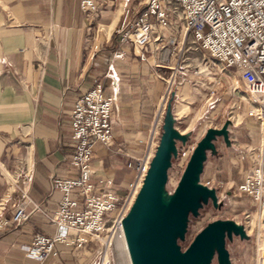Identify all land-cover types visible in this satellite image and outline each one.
Segmentation results:
<instances>
[{"label": "crops", "instance_id": "1", "mask_svg": "<svg viewBox=\"0 0 264 264\" xmlns=\"http://www.w3.org/2000/svg\"><path fill=\"white\" fill-rule=\"evenodd\" d=\"M98 10L88 20L80 0H0V220L12 219L26 202L23 190L41 209L27 204L29 219L0 231V264H94L98 259L94 243L81 249L59 245L58 255L43 263L19 249L31 245L37 233H59L44 213L59 208L53 178L78 175L72 165L71 116L76 101L96 82H103L106 96L116 97L117 103L111 120L114 141L96 147L93 181L112 177L119 197L136 175L127 165L145 157L150 146L152 159L156 155L169 109L174 129L188 138L176 140L171 168L175 163L183 167L188 159L182 152L198 144L192 139L200 119L210 109L218 114L217 102L230 100L237 90V83L229 81L219 88L213 81L192 83L197 77L191 53L185 45L181 58L171 46L174 37L186 44L182 22L176 21L171 31L156 24L144 61L120 41L142 11L141 0H98ZM176 67L184 69L170 86ZM243 259L230 255L231 264H244Z\"/></svg>", "mask_w": 264, "mask_h": 264}, {"label": "built area", "instance_id": "2", "mask_svg": "<svg viewBox=\"0 0 264 264\" xmlns=\"http://www.w3.org/2000/svg\"><path fill=\"white\" fill-rule=\"evenodd\" d=\"M141 6L142 11L137 12L129 28L121 33V44L131 45L145 61L144 48L152 41L156 24L171 31L176 21L182 22L185 35L190 32L194 43L219 65V75L214 78L216 88L222 87L232 75L241 80L247 116L264 132V0H141ZM80 10L85 19L92 20L99 12L98 0H80ZM171 46L182 58L185 41L174 37ZM204 65L203 71L193 68V75L210 76V66L207 62ZM173 72L168 82L170 86L181 69L176 67ZM116 103V97L106 96L104 83L100 81L76 101L71 116L75 142L72 165L78 175L76 178L62 175L53 178V189L60 194L59 208L44 215L59 233L53 237L37 233L31 245H20L19 249L29 258L43 263L58 255L59 245L81 249L94 243L98 247L97 264H114L112 248L117 241H125L123 220L144 184L153 156L150 146L145 157L127 165L135 169L136 175L123 196L117 195L112 177L93 181L92 160L96 147H110L114 141L111 120ZM193 149L190 153L182 152V158L189 159ZM239 189L263 213L264 164L253 168ZM22 195L26 202L19 204L12 219L0 220V231L19 227L28 220L27 204L41 210L26 190ZM256 264H264V258Z\"/></svg>", "mask_w": 264, "mask_h": 264}, {"label": "rangeland", "instance_id": "3", "mask_svg": "<svg viewBox=\"0 0 264 264\" xmlns=\"http://www.w3.org/2000/svg\"><path fill=\"white\" fill-rule=\"evenodd\" d=\"M181 34H185L183 25H181ZM185 36L187 51L191 53L194 60L192 68L203 71L206 68L204 64L207 62L212 71L210 76L203 74L192 83L214 82V78L219 75V65L213 63L209 54L194 43L190 32ZM226 80L232 85L234 82L237 83V90L234 89L230 100L221 102L220 99L217 102V105H221L222 108L218 114H214V111L210 109L200 119L192 139V143H199L205 138L206 128L219 131L227 127L228 138L226 139L223 135L216 136L212 142L214 147L206 150V159L198 179L199 184L215 191L217 199L216 201L211 197L207 201L201 199L197 213L188 217L184 236H178L176 240L180 250L184 252L209 225L230 221L238 224L241 232L237 235H226L228 253L231 256L244 257V264H256L261 257L264 258V212H259L255 206H249L247 203L249 197L238 188L240 182L255 166L259 163L264 164V132L261 131L258 123L247 116L248 107L241 80L236 75ZM205 103L206 99L202 101V105ZM185 126L184 130L187 128ZM187 163L183 167L175 163L170 169L163 193L166 202L173 197ZM224 168L227 173L222 171ZM111 256L114 264H130L124 247L119 249L117 243L112 248ZM218 257L219 255L216 254L213 264L218 263ZM98 261L99 257L94 264Z\"/></svg>", "mask_w": 264, "mask_h": 264}, {"label": "water", "instance_id": "4", "mask_svg": "<svg viewBox=\"0 0 264 264\" xmlns=\"http://www.w3.org/2000/svg\"><path fill=\"white\" fill-rule=\"evenodd\" d=\"M167 126L162 141L151 160L143 186L135 203L123 220L125 240L129 244L134 264H211L216 254L219 264H231L225 248L226 235H237L241 227L230 221L215 222L199 234L190 247L182 252L176 238L183 237L186 222L197 213L200 201L209 197L216 201L215 191L199 184L206 150L213 148L216 136L227 137V127L210 129L205 138L192 150L185 171L170 201L163 193L168 180L173 155L177 157L176 140L188 138L174 129L171 110L166 115Z\"/></svg>", "mask_w": 264, "mask_h": 264}, {"label": "bare ground", "instance_id": "5", "mask_svg": "<svg viewBox=\"0 0 264 264\" xmlns=\"http://www.w3.org/2000/svg\"><path fill=\"white\" fill-rule=\"evenodd\" d=\"M117 247L119 249H121V247H124L125 249V252H126V255L128 256L129 258V263L130 264H134L133 263V259H132V256H131V253H130V248H129V244L127 243V241H117Z\"/></svg>", "mask_w": 264, "mask_h": 264}]
</instances>
